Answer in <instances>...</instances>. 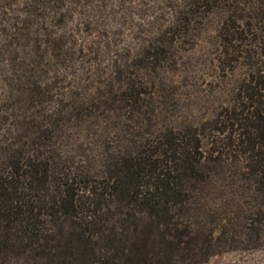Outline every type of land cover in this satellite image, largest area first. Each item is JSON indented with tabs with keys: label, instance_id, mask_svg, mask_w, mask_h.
<instances>
[{
	"label": "rangeland",
	"instance_id": "rangeland-1",
	"mask_svg": "<svg viewBox=\"0 0 264 264\" xmlns=\"http://www.w3.org/2000/svg\"><path fill=\"white\" fill-rule=\"evenodd\" d=\"M244 1L0 0V162L27 148L39 168L51 166L56 178L33 180L26 193L38 203L43 235L58 239L20 245L0 231V264H264L255 194L230 181L247 161L224 154L227 136L239 131L228 117L250 103L258 79L251 64H264V28L249 31L256 13ZM175 138L187 147L197 140L209 178L194 185L204 199L172 207V224L88 191L122 161L155 158ZM66 180L80 241L68 218L58 214V237L46 216L54 186ZM97 203L103 210L89 223L85 208ZM157 229L173 241L170 250Z\"/></svg>",
	"mask_w": 264,
	"mask_h": 264
},
{
	"label": "trees",
	"instance_id": "trees-1",
	"mask_svg": "<svg viewBox=\"0 0 264 264\" xmlns=\"http://www.w3.org/2000/svg\"><path fill=\"white\" fill-rule=\"evenodd\" d=\"M219 1L202 0V4L212 8ZM223 1L231 2L234 0ZM253 3L257 4L253 5ZM243 4L244 6L251 5L249 8L253 10L254 14L256 13L255 17L248 16L249 23L246 25L249 31H257L258 25H262L264 28V0H245ZM236 8L238 9V7ZM238 10L242 12L243 8ZM232 40L237 41L239 38L235 37ZM251 65L256 67L258 79L251 87L248 96L250 103L248 102V105L238 113H233L228 117V120L234 123L231 126H236V130L239 131L236 139L227 136L224 154L234 152L232 156L237 162H240V159L247 161L246 165L236 175L230 176V181L236 182L233 184L239 185L238 187L246 190L247 193L255 194L253 203L256 215L264 217V76L260 74L264 64L263 61H260ZM23 139L26 140L27 137L22 136L17 140L20 142ZM179 140V138H175V141L179 143L169 141V143L162 144L163 149L155 158L150 155L146 158H138V160L122 161L121 166L116 167V171L112 174L107 171L106 177H102V181L99 182V187L88 191L93 193L98 201L116 198V201L126 204L127 210H129V206H141L155 224L165 226L172 224V220H170L173 218L170 213L172 207H185L191 202L204 199L194 193V185L204 184L209 178L203 175L199 169L200 158L198 156L200 154L198 150L200 147L197 140L194 139V145L188 147L186 144L182 145ZM219 153L223 156L222 151ZM31 156L33 155L29 149L23 148L14 154L10 153L0 162V231L7 235L4 236L6 242L9 243L14 238L15 243L20 245L29 244L38 237L41 239L44 237L46 238L44 247L47 248L50 245L49 241L58 242V239L47 234L43 235V231L46 232L44 229L45 222H41L38 219V214L36 215V211L39 209L38 203L32 200L35 198L34 196L26 192L31 193V190L35 189L32 185L33 180L45 184L48 179H55L56 177L53 174L49 176L50 165L45 163L44 167L39 168ZM220 158L221 156L219 159H213L212 162L219 163ZM72 181L57 182V185L54 186V194L49 196V207L46 202L44 206L49 209L46 216L56 219V222L52 221V225L58 226V237L63 233V223H57V216L62 214L64 218H68V222L74 228L70 236H77V240L80 241L84 236V230L82 227L80 228V223L74 219L77 217L76 209L79 207L76 205L77 199L76 194L73 193ZM95 206L91 209L85 208L91 213L88 215L91 219L89 223L93 222L92 219H95L97 214L103 210L102 203H97ZM125 212L124 217L129 215L127 211ZM123 220L125 221L124 218ZM157 232H159L158 229ZM210 232L209 237H212L213 231ZM117 236V232L114 231L115 240L118 238ZM159 237L162 247L166 246L164 251L170 250L173 241L160 232ZM131 253L140 258L136 251H130Z\"/></svg>",
	"mask_w": 264,
	"mask_h": 264
}]
</instances>
